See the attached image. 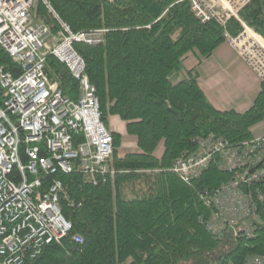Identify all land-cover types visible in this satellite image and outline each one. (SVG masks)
<instances>
[{
  "label": "trees",
  "instance_id": "16d2710c",
  "mask_svg": "<svg viewBox=\"0 0 264 264\" xmlns=\"http://www.w3.org/2000/svg\"><path fill=\"white\" fill-rule=\"evenodd\" d=\"M48 2L75 32L109 29L99 44L74 45L96 87L104 123L109 115H119L138 150L122 151L121 135L112 133L107 164L117 173L107 182L94 185L77 167L57 175L68 195L60 207L72 230L25 264H245L251 255L264 254L263 212L252 218L251 237H236L229 229L216 236L206 227L211 209L201 194L228 181L230 173L213 161L186 183L171 170L177 158L195 152L198 135L214 132L239 145L264 120V82L251 108L238 112L216 108L194 70L186 80H170L191 52L209 57L225 42V30L236 36L242 23L231 19L226 28L215 21L202 23L187 0ZM32 17L60 37V25L42 1ZM240 18L264 38V0H252ZM0 64L19 73L1 47ZM45 67L76 100L79 83L67 66L49 54ZM162 144L165 150L158 157ZM76 235L82 242L74 241Z\"/></svg>",
  "mask_w": 264,
  "mask_h": 264
},
{
  "label": "built area",
  "instance_id": "2783aa9c",
  "mask_svg": "<svg viewBox=\"0 0 264 264\" xmlns=\"http://www.w3.org/2000/svg\"><path fill=\"white\" fill-rule=\"evenodd\" d=\"M38 1L59 22L60 37L46 24L33 21ZM187 1L202 23L215 21L225 28L231 19L242 23L243 31L236 36L226 29L225 40L264 81V38L240 18L252 0ZM108 31H73L48 0H0V47L19 67L15 74L0 64V264H25L72 230L60 207L61 198L68 195L59 173L77 167L94 185L117 173L107 164L113 154L112 132L102 119L85 60L74 45L99 43ZM49 54L79 83L76 100L47 73ZM187 77L183 72L177 81ZM193 143L195 152L177 158L171 170L191 183L216 161L230 178L201 194L211 209L206 227L215 235L229 228L236 237H250L251 218L264 213V134L232 145L210 132L198 135ZM74 240L82 242L78 235ZM245 264H264V254L251 255Z\"/></svg>",
  "mask_w": 264,
  "mask_h": 264
},
{
  "label": "crops",
  "instance_id": "0c3cea01",
  "mask_svg": "<svg viewBox=\"0 0 264 264\" xmlns=\"http://www.w3.org/2000/svg\"><path fill=\"white\" fill-rule=\"evenodd\" d=\"M185 60L183 70L171 75L172 81L176 82L179 74L194 70L207 99L220 110L244 112L262 90L263 81L227 42L220 44L209 57H201L194 51ZM106 125L121 135L122 151L138 150L136 137L128 133L127 123L119 115H109Z\"/></svg>",
  "mask_w": 264,
  "mask_h": 264
},
{
  "label": "rangeland",
  "instance_id": "374dc122",
  "mask_svg": "<svg viewBox=\"0 0 264 264\" xmlns=\"http://www.w3.org/2000/svg\"><path fill=\"white\" fill-rule=\"evenodd\" d=\"M252 133H253V135L260 134V133H264V120H262L261 122H259V123H257L256 125L253 126ZM162 148H164V144H162L160 146L157 154H160L161 153ZM124 264H127V263H124Z\"/></svg>",
  "mask_w": 264,
  "mask_h": 264
},
{
  "label": "bare ground",
  "instance_id": "6f19581e",
  "mask_svg": "<svg viewBox=\"0 0 264 264\" xmlns=\"http://www.w3.org/2000/svg\"><path fill=\"white\" fill-rule=\"evenodd\" d=\"M59 23V22H58ZM60 25V24H59ZM60 29H61V26H60ZM51 30V29H50ZM104 40V39H103ZM101 42H103V41H101ZM101 42H99V43H101ZM99 43H96V44H99ZM96 44H94V45H96ZM12 58V57H11ZM57 58V57H56ZM13 59V58H12ZM58 59V58H57ZM59 60V59H58ZM60 61V60H59ZM61 62V61H60ZM62 63V62H61ZM64 64V63H63ZM218 165V164H217ZM173 166V165H172ZM218 167H219V165H218ZM219 169H220V167H219ZM222 170V169H221ZM87 176V175H86ZM202 200V199H201ZM203 201V200H202ZM204 203V202H203ZM205 205V204H204ZM206 206V205H205ZM207 207V206H206ZM209 208V207H208ZM229 228H226L225 230H224V232L226 231V230H228ZM223 232V233H224ZM222 233V234H223ZM221 234V235H222ZM215 235V234H214ZM221 235H216V236H221ZM75 237V236H74ZM65 238V237H64ZM75 241V240H74Z\"/></svg>",
  "mask_w": 264,
  "mask_h": 264
}]
</instances>
